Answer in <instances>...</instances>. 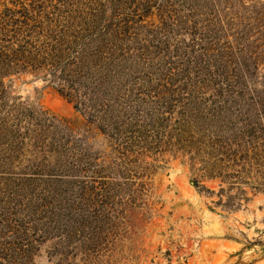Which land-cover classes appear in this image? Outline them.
Masks as SVG:
<instances>
[{"label": "rangeland", "instance_id": "1", "mask_svg": "<svg viewBox=\"0 0 264 264\" xmlns=\"http://www.w3.org/2000/svg\"><path fill=\"white\" fill-rule=\"evenodd\" d=\"M0 25L39 61L0 84V264H264V0H0ZM242 119L246 181L199 193L190 157Z\"/></svg>", "mask_w": 264, "mask_h": 264}, {"label": "trees", "instance_id": "2", "mask_svg": "<svg viewBox=\"0 0 264 264\" xmlns=\"http://www.w3.org/2000/svg\"><path fill=\"white\" fill-rule=\"evenodd\" d=\"M7 27L0 25V84H2L1 81L3 82L5 77L13 74L16 66H19L20 62L28 66H34L39 62L33 55V51L37 49L31 41H34L35 38L32 36L20 38L17 35H4ZM59 39L62 38L50 37L52 41ZM14 47L16 48L13 49ZM44 47L56 50L60 47V42L44 45ZM11 50H13V54H9ZM27 54L28 56H26ZM241 123L243 126L242 129L237 130L235 133L233 131L230 133L227 130L217 133L216 138L210 141L211 145L204 154L205 156L197 155L196 157L192 155L190 157L191 163L189 167L192 172L191 183L199 193L204 194L205 187L201 185L203 180H220L222 183H227L228 180L235 178L241 180V183L246 181L249 174L247 167L250 164V153L254 148L255 135L249 130L250 123L247 119H242ZM258 139H261V137H258ZM198 160H201L202 167L196 169V162ZM257 190L264 192V184H261ZM223 192L224 190L221 189L220 193L217 194L219 201H216L215 204L229 211L237 210L241 206L240 203H232L230 198L225 203ZM101 231L102 227H99L100 234ZM30 253V250H20L15 256L25 258Z\"/></svg>", "mask_w": 264, "mask_h": 264}]
</instances>
